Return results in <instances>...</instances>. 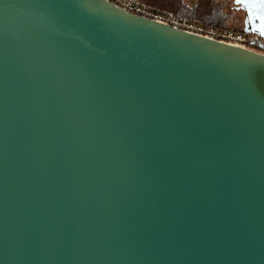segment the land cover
<instances>
[{"label": "water", "instance_id": "1", "mask_svg": "<svg viewBox=\"0 0 264 264\" xmlns=\"http://www.w3.org/2000/svg\"><path fill=\"white\" fill-rule=\"evenodd\" d=\"M0 264H264V53L0 0Z\"/></svg>", "mask_w": 264, "mask_h": 264}, {"label": "built area", "instance_id": "2", "mask_svg": "<svg viewBox=\"0 0 264 264\" xmlns=\"http://www.w3.org/2000/svg\"><path fill=\"white\" fill-rule=\"evenodd\" d=\"M121 8L177 29L201 35L236 47L255 49L254 36L228 27L191 20L174 12L147 4L144 0H109Z\"/></svg>", "mask_w": 264, "mask_h": 264}, {"label": "flooded vegetation", "instance_id": "3", "mask_svg": "<svg viewBox=\"0 0 264 264\" xmlns=\"http://www.w3.org/2000/svg\"><path fill=\"white\" fill-rule=\"evenodd\" d=\"M185 4L195 5L200 16L209 17L204 21H209L214 26L229 24L232 29L252 34L255 46L264 53V5L250 0H194L193 3ZM252 14H258V18L255 20L250 16Z\"/></svg>", "mask_w": 264, "mask_h": 264}, {"label": "trees", "instance_id": "4", "mask_svg": "<svg viewBox=\"0 0 264 264\" xmlns=\"http://www.w3.org/2000/svg\"><path fill=\"white\" fill-rule=\"evenodd\" d=\"M144 1L153 7L174 12L176 14L185 16L191 20L210 23L209 21H204V19H209V17L200 16L198 9L197 7H195V5L187 6L183 0H144Z\"/></svg>", "mask_w": 264, "mask_h": 264}, {"label": "rangeland", "instance_id": "5", "mask_svg": "<svg viewBox=\"0 0 264 264\" xmlns=\"http://www.w3.org/2000/svg\"><path fill=\"white\" fill-rule=\"evenodd\" d=\"M183 1L188 2V3L190 4V3H193L194 0H183ZM228 26H229V27H228ZM228 26L220 25V26H218V27H228V28H232V26H230L229 24H228ZM234 28H235V27H234ZM235 30H238V29L235 28ZM255 49L258 50V51H261V50H259L256 46H255Z\"/></svg>", "mask_w": 264, "mask_h": 264}, {"label": "snow or ice", "instance_id": "6", "mask_svg": "<svg viewBox=\"0 0 264 264\" xmlns=\"http://www.w3.org/2000/svg\"><path fill=\"white\" fill-rule=\"evenodd\" d=\"M258 4L264 5V0H257Z\"/></svg>", "mask_w": 264, "mask_h": 264}, {"label": "crops", "instance_id": "7", "mask_svg": "<svg viewBox=\"0 0 264 264\" xmlns=\"http://www.w3.org/2000/svg\"><path fill=\"white\" fill-rule=\"evenodd\" d=\"M185 2V1H184Z\"/></svg>", "mask_w": 264, "mask_h": 264}]
</instances>
